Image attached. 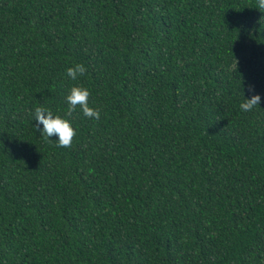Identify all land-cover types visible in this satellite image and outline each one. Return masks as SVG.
<instances>
[{
  "label": "trees",
  "instance_id": "obj_1",
  "mask_svg": "<svg viewBox=\"0 0 264 264\" xmlns=\"http://www.w3.org/2000/svg\"><path fill=\"white\" fill-rule=\"evenodd\" d=\"M254 6L0 0V264H264ZM76 83L101 116L73 111L61 147L34 109L65 115ZM248 85L262 102L242 112Z\"/></svg>",
  "mask_w": 264,
  "mask_h": 264
},
{
  "label": "clouds",
  "instance_id": "obj_2",
  "mask_svg": "<svg viewBox=\"0 0 264 264\" xmlns=\"http://www.w3.org/2000/svg\"><path fill=\"white\" fill-rule=\"evenodd\" d=\"M259 12L264 10V0H255V6L252 7ZM259 23V21H258ZM86 67L82 63H75L66 69L67 77L72 81H77L80 76L85 74ZM250 96H245L243 92V100L239 103V108L242 112H250L259 106L262 102V97L259 93H255L251 85L247 86ZM91 92L88 87L82 83L71 85L65 96V101L68 106V112L65 115L55 114L53 111L43 105L37 106L34 109L35 125L33 127L47 140L55 141L58 146H70L73 137L76 135V129L73 126L72 120L67 118L73 111L79 108L85 117L93 120H99L101 111L99 108L90 106L89 97ZM55 137V139H51Z\"/></svg>",
  "mask_w": 264,
  "mask_h": 264
}]
</instances>
